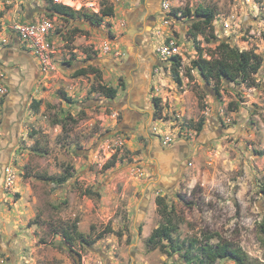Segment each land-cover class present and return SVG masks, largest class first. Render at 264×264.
Instances as JSON below:
<instances>
[{"label":"rangeland","instance_id":"374dc122","mask_svg":"<svg viewBox=\"0 0 264 264\" xmlns=\"http://www.w3.org/2000/svg\"><path fill=\"white\" fill-rule=\"evenodd\" d=\"M51 1L88 13L107 1L114 15L68 22L48 14ZM139 2L0 0V169L14 173L11 187L0 181V264H200L199 248L217 243L264 264V0H162L146 35L155 61L131 55L125 35ZM198 7L213 10L216 41L190 37L183 13ZM32 21L52 26L44 61L14 31ZM217 41L261 57L256 87L221 83L217 95L192 68ZM170 43L180 83L161 53ZM84 68L97 73L74 75ZM131 108L140 118L129 126ZM157 197L176 251L145 244L165 220ZM74 224L91 244L58 234Z\"/></svg>","mask_w":264,"mask_h":264},{"label":"trees","instance_id":"16d2710c","mask_svg":"<svg viewBox=\"0 0 264 264\" xmlns=\"http://www.w3.org/2000/svg\"><path fill=\"white\" fill-rule=\"evenodd\" d=\"M48 14L55 15L65 21H85L93 26H100L104 22L105 19L111 18L114 15V8L107 1H102L100 3V9L98 13H88L85 12L82 8L79 10H73L67 6L62 4H55L51 1L50 7L48 9ZM184 18L190 19V28L189 35L194 40L197 37H202L206 41L211 42V40H215L216 38L213 35L212 22L214 21V12L209 8L198 7L193 11L187 10L183 13ZM1 18V15H0ZM0 31H1V22H0ZM264 38V30L262 33ZM213 42V41H212ZM198 58L192 61V68L197 70L200 77L205 81H214L216 87L214 91L217 95H219L220 84L221 83H232L235 85L246 86L247 88L256 87V78L255 76L258 74L262 59L261 57L254 53L253 51H241L238 48L232 46L226 41H217L215 44V48L211 53V58L206 59L203 57L201 53L200 47H198ZM173 62V72L176 77V82L180 83V79L178 76V69L180 68V58L178 56H172ZM80 69L74 74L76 77L84 76L86 74H95L96 70ZM101 93L107 99H114L117 96V89L112 87H104L100 86ZM38 102H33V107L35 109L38 108ZM57 125H60L57 123ZM203 122L201 121L198 125L197 131L202 130ZM64 128L63 125H60ZM107 167H111L113 165L112 162L107 164ZM69 176H62L59 179V183H63L67 180ZM155 204L159 207V211L161 216L165 218L162 225L155 228L149 237L146 240V246L151 249H171L172 251H176L174 249L175 244L172 239V222L168 211V206L164 203V198L157 197L155 200ZM71 230L61 229L58 234L62 236L64 241L68 244H72L75 240H79L84 244H88L89 242L85 239V237L78 232L76 225L70 226ZM57 233V232H56ZM100 239L102 237L98 236ZM91 244V242L89 243ZM194 243H190V248H192ZM197 259L200 260V264L205 263H213L216 260L229 259L235 264H247L246 256L240 248H233L228 244H220L217 243L215 245H204L198 250ZM188 258V257H186ZM194 260L187 259V264H192Z\"/></svg>","mask_w":264,"mask_h":264},{"label":"flooded vegetation","instance_id":"af4514ba","mask_svg":"<svg viewBox=\"0 0 264 264\" xmlns=\"http://www.w3.org/2000/svg\"><path fill=\"white\" fill-rule=\"evenodd\" d=\"M139 15H143L142 18H139ZM162 16V0H140L138 8L133 12V19L131 21V25L128 26L126 31V37L129 40H133L131 43L133 52H131V55L134 53H138L140 56H143L145 58H148L152 61L157 60V55L152 51V46L150 43V40L146 38V35L148 33H151L152 30L155 27V22L157 18H160ZM14 112V111H13ZM15 113V112H14ZM126 114L131 119V122L128 124L129 126L133 123H137L138 119L140 118V113L137 112L136 109H130L126 110ZM9 122H14L17 117L12 113L10 117L7 118ZM132 130L131 128H129ZM14 133L12 132L11 135ZM168 153V155H166ZM172 150H168V152L165 153L166 157L169 159L171 158ZM173 154V153H172ZM164 155V156H165ZM167 160V164H168ZM165 166V165H163ZM172 166V165H171ZM171 166H168L166 168H172ZM6 165L0 169V181H3L4 178V170ZM164 167V168H165Z\"/></svg>","mask_w":264,"mask_h":264},{"label":"built area","instance_id":"2783aa9c","mask_svg":"<svg viewBox=\"0 0 264 264\" xmlns=\"http://www.w3.org/2000/svg\"><path fill=\"white\" fill-rule=\"evenodd\" d=\"M51 28L52 26L45 21H32L16 24L14 31L24 50L44 61L48 51L47 36ZM170 47H172V43L163 47L161 53L175 56L176 51L174 49L171 50ZM3 92L4 90L0 89V93L2 94ZM3 182L6 187H11L14 182V173L7 167L4 170Z\"/></svg>","mask_w":264,"mask_h":264},{"label":"crops","instance_id":"0c3cea01","mask_svg":"<svg viewBox=\"0 0 264 264\" xmlns=\"http://www.w3.org/2000/svg\"><path fill=\"white\" fill-rule=\"evenodd\" d=\"M19 40V39H18ZM131 122V119L129 118L128 120H127V124H129ZM137 122V121H136Z\"/></svg>","mask_w":264,"mask_h":264}]
</instances>
